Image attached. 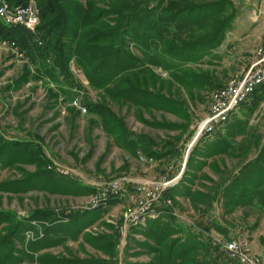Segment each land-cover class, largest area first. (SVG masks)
I'll return each instance as SVG.
<instances>
[{
	"label": "trees",
	"instance_id": "1",
	"mask_svg": "<svg viewBox=\"0 0 264 264\" xmlns=\"http://www.w3.org/2000/svg\"><path fill=\"white\" fill-rule=\"evenodd\" d=\"M234 1L34 0L38 24L33 31L19 24H6L0 18V41H15L28 58L20 75L5 88L35 82L56 101L61 97L71 102L75 97L85 107L87 117L126 151L147 160H179L185 142L196 132L191 126L192 105L227 81L222 83L216 70L203 68L202 64L216 58L214 50L222 44L237 16ZM5 2L14 7L29 0H0V6ZM71 64L83 72L87 84L75 76ZM90 91L96 93V98ZM253 92L238 107L242 115H234V111L225 122L196 139L188 151L182 177L161 191L153 217L129 226L124 238L117 227L107 223L110 232L94 236L85 233L91 237L86 241L107 257H78L68 248L64 253L47 251L65 245L68 239L76 240L85 223H75L79 215L90 210L76 209L73 213L42 206L20 215L15 209L0 208V264H235L223 241L216 242L214 236L225 241L240 240L230 233L237 226L247 228L248 212L257 213L248 225L250 230L258 228L264 214V132L249 121L264 101V84ZM112 105L118 109L127 106L143 123L177 133L156 142L146 133L131 130ZM74 108L69 107L71 116L79 113H74ZM153 111L171 114L177 120L144 117L145 113L152 116ZM16 143H21L20 156L35 163L37 172L52 175L54 170L47 167L50 159L42 143L26 138ZM226 158H236L238 162L227 166ZM204 166L217 178L203 173ZM171 168L167 166L162 176L153 179L162 180L179 172V164L175 170ZM200 178L206 183L199 182ZM12 181H0V190L11 191L13 187L8 184ZM130 190L126 188L121 195L108 198L100 207L125 202ZM180 198L194 211L188 222L179 216ZM216 207L222 208L219 216L215 214ZM240 210V219L236 221L234 216V221H226L227 216ZM122 220L121 217L119 225ZM70 221L72 225H66ZM29 229L34 237L27 240ZM133 233L140 234L141 239ZM122 239L125 248L120 251ZM257 242L264 252V233ZM132 243L138 248L131 252L133 256L145 253L149 259L129 260Z\"/></svg>",
	"mask_w": 264,
	"mask_h": 264
},
{
	"label": "rangeland",
	"instance_id": "2",
	"mask_svg": "<svg viewBox=\"0 0 264 264\" xmlns=\"http://www.w3.org/2000/svg\"><path fill=\"white\" fill-rule=\"evenodd\" d=\"M261 1L248 0L249 5L248 3H241L239 0L234 1L238 6L237 16L230 30L227 31L222 44L214 50L216 58L210 59L211 63L202 64L203 68L209 67L216 70L223 78L222 83L245 70L254 60L256 47L264 40V10L259 13ZM24 64H28L27 56L18 58L15 50L11 49L10 44H1L0 41V96L2 98L0 104V181L13 180V183L8 184L13 187L11 191L0 190V208L15 209L20 215H23L29 208L42 206L52 207L55 210L63 209L66 212L73 213L76 209L80 211L90 210L85 215H79L80 217L75 223V225L85 223L76 240L68 239L65 245L51 247L47 251L64 253V248H68L78 257H107L104 252L86 241L91 238L88 235L94 236L101 232H110L111 227L106 223L117 227L118 231L122 232L123 220L131 206H133L132 203L136 200L135 194L132 193L136 191L128 186L127 188H131V194L125 195V202L122 201L117 206L107 207L108 205H106V208L102 206V208L100 205L96 206L90 203V199L96 193L94 191H97L99 184L104 186V184L117 177L139 181L151 180L162 176L167 166L168 168L169 166L172 167L170 170L173 171L179 164L177 178L175 179V174L167 177L172 179L171 187L178 183L182 177L188 151L195 143V139L206 133V131L198 136L199 131L195 132L196 134L194 133L185 142L186 148L179 160L175 161V158H173L168 162L166 158L147 160V158L138 154L135 156L114 142L113 138L107 135L97 123L91 121L92 118L87 117L86 113L80 112L76 106L73 111L79 113L71 116L73 114H70L69 107L70 105L74 106L72 101L75 97L71 102L62 100L61 97L56 101L47 96L44 86L35 82L20 85L16 89H6L5 86L20 75L21 67ZM71 70L82 83L87 84L83 72L74 64H71ZM210 92L205 93L203 100L197 99L195 104L192 105L193 123L191 126H195L196 129H198L200 121L208 112ZM90 95L92 98H96L94 91H90ZM181 96L183 98L187 97L184 91H181ZM112 108L124 118L131 130L146 133L154 138L156 142H159L161 138L177 133L175 130L153 128L143 123L127 106L118 109L116 105H112ZM234 115H242L241 109L237 108ZM144 117L148 120L161 119L162 117L171 121L177 120L171 114L158 111H153L152 116L145 113ZM249 121L251 126H259L264 132V101L252 113ZM3 136L7 139H4ZM24 138L43 144L45 154L50 159L48 160L50 165L47 164V167L54 170L51 176L37 172L35 163L20 156L21 150L18 148L21 143H16V140ZM28 144L33 145L32 142ZM210 161L212 159H208V162ZM231 162H238V159L231 158L228 160L226 158L227 166ZM202 172L217 178V174L208 166H204ZM19 179L23 180L19 181ZM199 182L206 183L203 178H200ZM20 188L26 190L17 192ZM180 200L182 201V210L179 212V216L188 222L192 219L194 211L187 201L182 198ZM221 211V207H216L215 214L219 216ZM248 213L250 214L246 219V223L249 225L254 222L257 213L253 210ZM234 216L236 221L240 219L241 210L235 212V215L227 216L226 221H234ZM121 217L123 220L122 224L119 225L118 221ZM261 217L257 229L250 230L248 225L244 229L237 226L234 228L235 232H231L230 235L249 243L248 246L251 250L261 255L264 264V252L257 245L258 236L264 233V214ZM65 220L68 219L65 218ZM34 223L33 225L37 224ZM66 223L68 226L69 224L72 225L71 221ZM37 225L39 227V224ZM128 228L125 231L126 234ZM29 230L34 234L31 229ZM85 233H88V235H85ZM135 236L139 239L142 237L137 233ZM32 238L33 235L30 238L26 236L27 240ZM214 240L216 242L217 240L225 241L219 236H214ZM124 245L125 242L122 239L119 245L120 251L125 248ZM131 245L128 250L129 260L146 261L149 259V256L145 253L133 256L131 252L138 248L133 243ZM229 264L234 263L229 262Z\"/></svg>",
	"mask_w": 264,
	"mask_h": 264
},
{
	"label": "built area",
	"instance_id": "3",
	"mask_svg": "<svg viewBox=\"0 0 264 264\" xmlns=\"http://www.w3.org/2000/svg\"><path fill=\"white\" fill-rule=\"evenodd\" d=\"M247 2L248 0H242ZM264 7V0L259 4V13L262 12ZM5 15L9 18L24 19L29 21L33 26V17L27 16L24 13H12V11H5L4 3L0 6ZM36 29V26H34ZM1 44H11V49L18 50V58H25L26 56L20 51L19 47L13 42H6V39L1 40ZM264 76V40L259 44V53L255 56L254 60L248 65L243 72H240L236 77H230L222 87L214 90V100L210 102L209 111L206 116L200 121L198 132L201 128L208 126V123L218 121L222 113L228 107L239 106L242 98L246 92L253 89V83H262ZM72 104L76 106L80 112L85 113V107L79 103L78 99H73ZM196 134V133H195ZM196 140V139H195ZM194 140V141H195ZM126 177H117L110 180L107 184L102 186L99 184V197H95L90 203L99 205L104 203L105 196H116V190H125L128 186L135 189V208H130L126 216V226H122L120 231L122 238L125 236L127 225H130V220L135 219L136 211L144 209H154V204L158 199L163 183L170 182L172 179L163 178L162 180H133L125 179ZM28 234H33L29 231ZM34 237V234H33ZM222 245L226 250L228 256L234 259L237 264H262V258L254 253L245 240L231 239L230 241H223Z\"/></svg>",
	"mask_w": 264,
	"mask_h": 264
},
{
	"label": "bare ground",
	"instance_id": "4",
	"mask_svg": "<svg viewBox=\"0 0 264 264\" xmlns=\"http://www.w3.org/2000/svg\"><path fill=\"white\" fill-rule=\"evenodd\" d=\"M3 4V3H2ZM249 5V4H248ZM252 5V4H251ZM254 5V4H253ZM255 7V6H254ZM4 8H5V11H12V13H24L27 14V16H34L33 17V26L30 25V22L29 21H24V19H11L9 18V15H5L3 9L0 8V18L1 20L6 23V24H10V25H13V24H19V25H22L24 27H26L27 29L33 31L34 30V26H37L38 24V14H37V7L35 5V2L34 1H29L28 3L26 4H23V5H18V6H14V7H9L8 3H4ZM8 42V41H6ZM11 45V44H10ZM16 54L18 55V50L17 49H14ZM22 52V51H21ZM23 53V52H22ZM257 53H259V45L256 47V51H255V56L257 55ZM254 56V58H255ZM250 65V64H249ZM237 75V74H236ZM236 75L232 76V77H236ZM264 84V76H263V82L262 83H253V89L249 90V92H246V95H244V97L242 98V102H244L248 96L260 85ZM254 93V92H253ZM214 100V91L212 92L211 94V98H210V102H213ZM241 102V103H242ZM240 103V104H241ZM239 106H233V107H228L227 110H225L222 115H220V117L218 118V121H214L213 123H208V126H206L205 128H201L197 134V136L201 133H203L204 131L206 132H211L215 126H217L218 124L222 123V122H225L229 117L230 115L238 108ZM177 178V175L175 176V179ZM174 179V180H175ZM173 180V181H174ZM171 182H167V183H163V188H161L160 190V193L161 191H163L164 189L168 188L170 185H171ZM125 190H116V196H105L104 197V202H106V200L111 197H117L118 195H121L122 193L121 192H124ZM94 192H96L90 199V201H92L93 199H95V197H99V188L97 189V191L95 190ZM159 193V195H160ZM158 195V197H159ZM122 197V196H121ZM111 201V200H110ZM109 201V202H110ZM133 206H131V208H135V201L132 203ZM86 209H88L86 207ZM90 209V208H89ZM156 213V212H155ZM127 216V214H126ZM126 216L123 220V224L122 226H126ZM154 216V209H144V210H140V211H136V214H135V219H131L130 220V225H127V228L131 225H136L137 223H141L143 221H146L147 217H153ZM146 219V220H145ZM34 223V222H33ZM36 224V223H34ZM33 225V224H32ZM36 226H38L36 224ZM39 228V227H38ZM30 230H27L26 231V236L27 238H30L33 234H28ZM248 248H250L248 246Z\"/></svg>",
	"mask_w": 264,
	"mask_h": 264
},
{
	"label": "crops",
	"instance_id": "5",
	"mask_svg": "<svg viewBox=\"0 0 264 264\" xmlns=\"http://www.w3.org/2000/svg\"><path fill=\"white\" fill-rule=\"evenodd\" d=\"M235 264H237V263L235 262Z\"/></svg>",
	"mask_w": 264,
	"mask_h": 264
}]
</instances>
